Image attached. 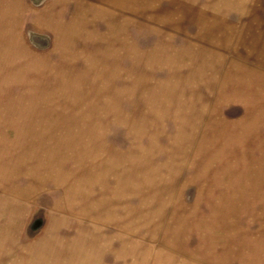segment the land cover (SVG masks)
Instances as JSON below:
<instances>
[{
  "label": "rangeland",
  "instance_id": "374dc122",
  "mask_svg": "<svg viewBox=\"0 0 264 264\" xmlns=\"http://www.w3.org/2000/svg\"><path fill=\"white\" fill-rule=\"evenodd\" d=\"M43 240L264 264V0H0V252Z\"/></svg>",
  "mask_w": 264,
  "mask_h": 264
},
{
  "label": "crops",
  "instance_id": "0c3cea01",
  "mask_svg": "<svg viewBox=\"0 0 264 264\" xmlns=\"http://www.w3.org/2000/svg\"><path fill=\"white\" fill-rule=\"evenodd\" d=\"M55 239V237H53ZM56 241V240H55ZM53 241L51 246H48L46 241L39 243L36 246L27 248H17L20 254L10 255L8 251L0 252V264H88L84 261V257L88 256L85 245L82 242L70 243L60 252V244ZM74 241V240H73ZM72 241V242H73ZM74 246V247H73Z\"/></svg>",
  "mask_w": 264,
  "mask_h": 264
}]
</instances>
